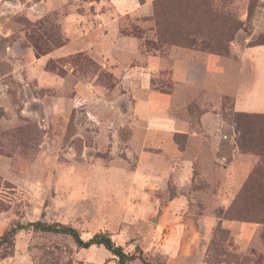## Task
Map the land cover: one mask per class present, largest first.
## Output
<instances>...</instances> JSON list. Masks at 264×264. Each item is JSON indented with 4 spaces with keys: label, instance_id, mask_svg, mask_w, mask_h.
<instances>
[{
    "label": "rangeland",
    "instance_id": "374dc122",
    "mask_svg": "<svg viewBox=\"0 0 264 264\" xmlns=\"http://www.w3.org/2000/svg\"><path fill=\"white\" fill-rule=\"evenodd\" d=\"M4 2L0 264H117L103 246L78 248L69 236L29 226L37 222L71 227L84 241L98 234L108 236L134 258L127 264H264V206L257 207L264 205V118L241 116L233 110L231 96L215 97L225 134L233 135L234 142L221 138L215 148L209 146L204 154L207 170L195 165V182L180 191L189 195V203L167 210L179 192L170 176L156 181L153 169H160V163L154 154L161 151L135 112L144 96L139 85L143 76L135 70L146 68L145 63L136 57L126 62L127 51L124 55L131 43L144 57L178 55L195 64L196 71L207 56H220L232 87L240 52L264 41V0H152L148 16H121L116 38L125 44L121 46L104 41L108 30L99 20L92 30H64L67 16L89 15L95 7L101 12L108 7L106 0H61L59 6L56 3L59 11L36 20L26 15L32 0ZM186 25L191 32L187 37L180 34ZM64 47L59 58L40 61ZM169 67L151 75V92L173 96ZM211 81L208 89L192 94L209 97L213 105L215 80L206 83ZM203 110L201 102H189L182 112L173 109L168 114L189 118L196 130ZM175 143L181 149L189 144L183 135L175 136ZM231 146L246 155L239 164L244 163L247 173L238 185L233 174L224 171L231 157L223 156H230ZM141 153L153 157L150 173L138 170ZM255 170L261 176L253 182L255 192L250 196L242 188ZM221 194L229 198L226 204L215 199ZM199 216L214 219L208 232ZM227 222L248 224L247 236ZM170 225L182 247L172 255L160 247ZM13 229L16 232L9 234Z\"/></svg>",
    "mask_w": 264,
    "mask_h": 264
},
{
    "label": "crops",
    "instance_id": "0c3cea01",
    "mask_svg": "<svg viewBox=\"0 0 264 264\" xmlns=\"http://www.w3.org/2000/svg\"><path fill=\"white\" fill-rule=\"evenodd\" d=\"M4 1L0 0V5L5 3ZM30 1L26 0L27 3ZM60 1L32 0L26 8L24 7L26 15L36 20L42 17V15L54 12L55 10L59 11L60 9H57V7L61 4ZM71 1L75 2L77 0ZM151 1L146 0L144 4L138 5L136 0H106V6L108 7L104 8L101 12H98L95 7L93 8L94 12H91L89 15L71 14L67 16L63 21L64 30L67 33L72 28L81 29L83 27L92 30L91 25L96 20H99L108 30V33L104 36V41L114 46H121L123 44L121 43L122 40L116 39L119 19L124 15H131L134 18L148 16L151 12ZM0 14L5 13L0 10ZM94 44L96 43L92 45ZM129 46L131 47L124 51V55L127 51L126 62L136 57L145 63L144 67H146H138L135 70L137 74L143 76L139 77V85L144 94L143 98H140L136 103L135 112L139 122L145 128V133L151 134L156 148L161 151L158 155L154 154L158 158L155 161L160 163L158 164L160 165V169H158L159 166L153 169L155 177L158 179L156 181L164 182L166 176H170L173 179L175 188L179 192L168 202L167 210H173L175 206L178 207L189 203V195L182 194L180 191L195 182V165L197 166L198 164L202 172L207 170L209 165L208 161L204 158V154L210 148L209 146L214 144L215 148V145L221 143V138L227 139L229 137L234 142L233 135L225 134V125L220 118L218 101H215V97L221 99L225 96H231L233 99V110L237 113L264 115V45L252 46L240 52L238 55L239 62H236L234 65L232 87L226 81V77L231 76L227 74L226 61L220 56H207L203 62L199 63L198 68L200 70L197 69L196 71L195 64H190V61L181 59L178 55H174L168 59L156 56L144 57L139 54L137 48L131 45V43ZM65 48H59L49 53L47 56L40 58V61L45 62L48 58H59ZM166 65L170 66L169 70L171 71V79L174 84L173 96H164L150 90L149 78L152 74L165 70ZM210 78L215 80V86L211 87L215 92L214 96V92L211 91L214 96L212 102H216L213 105L210 104L211 100L209 97L202 99L199 95L192 94V90L196 92L200 91L202 87L208 89L210 87L209 84L213 85V81L206 83ZM189 102H201V105L204 107L195 124L196 130L192 129L193 124L189 118L170 116L168 114V111L173 109L182 112L185 105ZM209 107L210 109H208ZM179 135L187 136L189 144L184 149L179 148V145L175 143V136ZM192 140L194 143L190 150ZM230 153V156H223L226 160V157H231V163L224 168V171L233 174V181L238 185L241 177L247 173V167L244 163L239 164L246 155L240 154L236 146H231ZM152 158L150 153H141L138 170L150 173L151 169L148 164L153 160ZM145 164L147 167L144 166ZM215 199L221 204H226L229 200L227 196H222V194ZM149 200L152 204L151 199ZM198 219L202 222L206 232L215 224L214 219L209 216H199ZM247 225L245 223L227 222L229 228L238 229L239 233L246 236L248 232ZM170 229L171 231L167 233L168 239L160 245V247L164 248L161 251L168 253V255L175 254L181 251L182 248L180 239H178V235H176L171 225ZM158 232V230L154 232L155 236L158 235Z\"/></svg>",
    "mask_w": 264,
    "mask_h": 264
},
{
    "label": "trees",
    "instance_id": "16d2710c",
    "mask_svg": "<svg viewBox=\"0 0 264 264\" xmlns=\"http://www.w3.org/2000/svg\"><path fill=\"white\" fill-rule=\"evenodd\" d=\"M157 3L158 2H155V4H154L155 19L157 18L158 11H159ZM190 33L191 32L187 28V25L181 27L180 34L187 37V36H190L189 35ZM194 36H196V35H194ZM260 42L261 43H257L254 46L264 45V41H260ZM237 114H240L241 116H248L250 118H254V117L264 118V116H262V114H248V113H237ZM260 176H261V174L259 173L258 170H255L252 173L248 182H246L242 188V191L244 192V194H247L250 196L254 194L255 189L253 188V182L255 181V179L260 178ZM263 206L264 205H258L257 204V207H259V208H263ZM227 219L235 220V218L232 216H229ZM236 220H240V219H236ZM261 223H264V219L261 221ZM29 226H31L34 230L39 231V232L69 236L78 248H89L93 245L103 246L107 251H109L114 257L117 258V264H127L128 262H130L131 260L134 259L132 256H129L128 254H126L120 246H116L108 236H105L102 234L95 235L91 239L84 241L80 237V234L78 233V231H76L75 229L68 227V226H64V225H60V224H56V223L44 224V223H40V222L32 223ZM20 228H23V227H19V229ZM15 232H16V229H13L9 232V234H14Z\"/></svg>",
    "mask_w": 264,
    "mask_h": 264
}]
</instances>
